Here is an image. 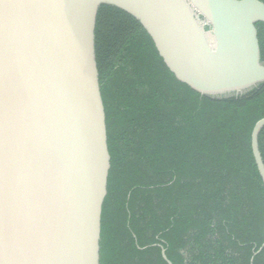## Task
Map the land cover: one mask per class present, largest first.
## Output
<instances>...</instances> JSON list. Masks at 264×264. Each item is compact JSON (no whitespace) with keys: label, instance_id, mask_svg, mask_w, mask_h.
<instances>
[{"label":"water","instance_id":"95a60500","mask_svg":"<svg viewBox=\"0 0 264 264\" xmlns=\"http://www.w3.org/2000/svg\"><path fill=\"white\" fill-rule=\"evenodd\" d=\"M103 5L138 20L202 95L264 82L261 0H0V264H101L111 169L96 50ZM263 128L264 118L252 149L264 183Z\"/></svg>","mask_w":264,"mask_h":264},{"label":"trees","instance_id":"16d2710c","mask_svg":"<svg viewBox=\"0 0 264 264\" xmlns=\"http://www.w3.org/2000/svg\"><path fill=\"white\" fill-rule=\"evenodd\" d=\"M256 26L264 62V22ZM96 50L111 156L101 264H264V183L252 149L264 82L202 95L111 5L99 10ZM259 141L264 159V128Z\"/></svg>","mask_w":264,"mask_h":264}]
</instances>
